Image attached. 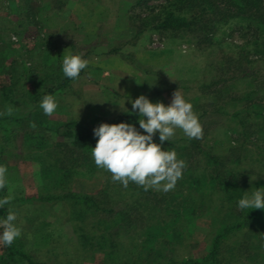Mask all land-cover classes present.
<instances>
[{"label": "rangeland", "instance_id": "obj_1", "mask_svg": "<svg viewBox=\"0 0 264 264\" xmlns=\"http://www.w3.org/2000/svg\"><path fill=\"white\" fill-rule=\"evenodd\" d=\"M165 2L0 0V86L10 82L12 72L17 106L23 109L17 115L23 116L27 111V90L44 91L36 104V124L55 130L73 120L96 143L94 127L102 120L124 114L116 104L123 105L125 101V106L131 108L128 100L144 94L152 102L162 101L167 105L179 89L192 103L203 128L201 139H189L177 129L171 141L164 143V148L175 150L178 159L186 165L174 189L145 191L133 182L125 188L111 179L115 189L108 188V191L113 194L114 209H123L126 217L120 223L122 226L111 228L116 231L111 238L112 247L107 242L104 248L85 244L80 235L104 231L99 221L106 218L104 214L74 219L71 197L42 198L46 195L45 181L36 159L41 155V160L48 161L54 155L45 143L62 141L58 134L62 130L46 132L48 142L36 140L31 147L18 137L5 156L7 194L12 196L9 208L17 214L15 223L21 229L18 239L22 246L43 264H164L170 258L190 259L189 264H264V210L259 211L263 216L237 228L249 210L238 209V200L246 191L251 193L264 187V162L261 161L264 150L253 144L261 140L255 138L260 135L252 136L258 126L250 124V136L240 142L246 147L237 150L240 158L228 157L231 146L239 144L234 139L242 127L232 116L242 105L238 97L255 87L247 85L248 80L243 81L236 74L254 72L251 82L256 83L264 75V62L261 59H255L252 64L245 61L250 46L240 45L249 38L246 40L238 30L232 31L233 24L230 28L228 23L222 24L225 32L216 31L206 40L197 37V23L194 30L156 29L159 9ZM212 18L211 14L208 19ZM68 54H81L89 61L88 68L75 81L66 78L61 70L63 56ZM223 83L229 86L218 93L217 88ZM48 94L54 95L58 102L57 111L51 117L45 116L39 107ZM257 94L259 97L253 102L260 99L264 104L260 98L264 97V87ZM217 103L223 105L221 110L215 108ZM251 104L245 107L247 112L254 109ZM78 107H81L79 114ZM6 109L0 102V111ZM8 127L14 128V124ZM32 127L24 123L17 128V133ZM156 142H159L158 136ZM208 154L226 158L217 159L216 164L225 175L229 173V178L237 176L246 183V189L245 183L240 184L243 194L233 189L223 191L209 181L201 190L190 185L187 171L190 168L189 172L201 174L203 179ZM108 176L109 172L96 166L92 172L84 169L70 174L62 188L47 184L53 193L69 190L94 195L106 186ZM154 196L162 200L161 205L166 202L169 209L175 208L176 198L182 201V197H187L189 200L180 202L177 209L182 211L195 202L197 211L192 220L186 217L171 221L177 229L183 226V234L173 244L168 236H158L154 242H159L155 244L158 248L161 243L160 251L144 248L147 240L144 231L154 222L155 212L151 207L155 201L144 203L152 202ZM186 221H189L187 225Z\"/></svg>", "mask_w": 264, "mask_h": 264}, {"label": "trees", "instance_id": "obj_2", "mask_svg": "<svg viewBox=\"0 0 264 264\" xmlns=\"http://www.w3.org/2000/svg\"><path fill=\"white\" fill-rule=\"evenodd\" d=\"M158 14L159 22L155 27L156 29H163L166 31H185V29L189 28V30H194L193 26L197 23V37L203 38L202 40L209 39L208 35L216 34V31L219 30L223 34L225 31L221 29L223 27L222 24L224 25L228 23L229 28L230 26H232L231 24H233L234 26L231 27L232 31L238 30L242 37L249 38V40H247L246 38L247 41H244L246 44L244 43L243 45H240V47L250 46L249 51L246 52L245 61L249 64H252L255 59H261V61L264 62V0H166L165 4L159 9ZM211 14L213 15V18L208 19ZM194 28H196V25L194 26ZM217 38L219 37L217 36ZM253 75L254 72L246 73V71H239V74H236V77H240V79H242L243 81L244 79H247V85H253L255 87L254 89H250L249 91H244V93L242 95L240 94L238 97V99L242 101V105L232 113V116L236 117L239 120V124H241L242 127L239 131H236V138L234 139L235 141L239 142V144L231 146L228 157L231 156L234 158H240L241 153L237 150L240 148L244 149L246 147L243 145V143L240 142L243 141L244 137L246 139L248 136H250V124L258 126L256 127L257 129L253 131L252 136H255V134L257 133V135L260 136L255 138L261 139L255 141V143L253 142V144L257 149L263 148L264 150V104L259 102L260 99L253 102L254 99L259 97V95L257 94L258 91L262 87H264V75L260 78L261 80H258L256 83L251 82V78L253 77ZM9 78L11 80L8 84H2L0 86V97H2L0 98V102L4 103L5 107L13 109V114L11 116L5 115L3 117H0V165L6 167L5 156L9 153L12 146H15L18 137L21 138L20 140L24 145L31 147L34 142L37 143L36 140H38V143L41 141L48 142L49 138L47 136L49 135L46 132L55 131V133H58L60 130H62L61 133H58L59 138L63 139L62 141H57L52 145H50L49 142L45 143L46 145H48L49 150L53 152H50V154L54 155H52L48 159V161L46 160V158L41 160L42 158L39 157L41 155L37 156L38 159H36L37 161H39L38 167L40 169V174L45 181L44 188L46 191V195H44L42 198L61 200L63 198L71 197L72 200H74V202H72L74 219L85 220L88 218V214L90 215L89 218H92V216L96 217L100 214H104L106 218H104V220H99L103 225L104 231L100 233H94V235H80L81 237H83L85 244L97 245L100 248H104L108 242L110 243L109 246L112 247L111 238L114 234L116 235V231H111V228L113 229L115 228V226L119 225L122 226L120 223L125 220L126 215L123 209H114L113 204L115 200L114 198H112L113 194L110 195L108 191V188H111L112 190L115 189L110 182L112 179L111 174L110 176H108V180L106 181L107 183H105L106 186L101 187V189H99L94 195L78 194L69 190L62 194L53 193L50 191V188L48 186V184L52 185L54 183L58 186H61L62 188L66 185V179L70 178V174L81 173L84 169H88L92 172L95 169L96 165L91 157V147H95L96 143L93 142L92 136L89 133L81 132L76 127L77 122L73 120L62 123L61 127H58L55 130L41 125H39V127L36 124L38 122H36L35 119V115H37L35 109L36 104L44 91L42 93H39L36 90H27L26 97L28 98V102L25 103L27 111H25L26 113H24L25 115L23 116L17 115L20 114V111H22L23 109L17 106L18 101L16 100L15 81H13L14 75H12V72H10ZM228 86L229 83L226 85H224V83L221 84L217 88L218 93H220L223 88ZM47 91L52 92V89L48 88ZM260 98L262 99V101H264V97ZM249 104H251L254 109L247 112L245 107H247ZM215 108L217 110H221L223 108V105L217 103ZM244 111L246 112L245 115ZM136 120V115L129 116L124 113L122 115H119L118 117L102 120L101 122L118 123L121 121H127L135 123ZM258 120L259 123L256 124ZM27 122L31 125L35 124V127H32L29 130H24L21 134H18L17 128L20 126L22 127L23 124ZM245 122L247 124H244ZM9 124H14V128H9ZM198 154L199 152L197 151V155ZM206 158L207 173L206 175H204L203 179L201 177V174L189 172L191 171L190 168L189 171H187V177L191 179L190 185H192L193 187L196 186L197 189L201 190L205 187L206 182L209 181L211 185L219 189L221 188V190L223 191L233 189V191H240V193L243 194L244 189H242L243 187H240V184L245 182H241L237 176L229 178V173L225 175L223 170L220 169L216 164L217 159L223 161L226 158L212 154H208ZM261 161L263 163L264 159L261 158ZM207 177L208 179H206ZM52 179L54 180L52 181ZM230 180L232 181L230 182ZM246 187L247 186L245 183V189ZM7 196L8 194L6 181L5 187L3 189H0V199ZM155 198L156 200H154ZM181 200L182 201L176 198L174 205L175 208L170 209L169 205L166 202L161 205L162 200H159L156 196H154V198L152 197V202L146 201L144 203L145 205L148 203H153V201H155L153 203L154 206L151 207V210L155 212V216L153 217L154 222L148 225L146 227V230L144 231V235L147 238V240H145L144 248H149V250L151 251H160L159 248L161 247V243L159 244L160 247L158 248L155 246V244L159 242L154 241L158 236H163V234L171 239L170 242L172 244L174 242V239H180V237L178 236H182L184 228L182 226L181 229H177L174 223L171 221L178 218L185 219L186 217H191L190 220H192V218L197 214L194 206L195 202L191 206L186 205L184 210L179 211L177 209V206L180 204V202H187L189 199L187 197H182ZM158 205L166 206L161 209V207H159ZM8 209L9 204L5 205L4 208H0V220L6 218ZM259 211L261 210L249 209L245 213L243 219L238 223L237 228L249 222L252 223L257 220L259 216H263L262 213H259ZM167 216H171L172 219H168ZM188 222L189 221H186L185 225H187ZM213 253L214 252H212V254ZM189 263H191L190 259L175 260L173 258H170L167 259L164 264ZM0 264L43 263L39 262L35 256L30 255L22 246L20 240L17 238L10 247L0 246ZM205 264L212 263L207 262Z\"/></svg>", "mask_w": 264, "mask_h": 264}, {"label": "clouds", "instance_id": "obj_3", "mask_svg": "<svg viewBox=\"0 0 264 264\" xmlns=\"http://www.w3.org/2000/svg\"><path fill=\"white\" fill-rule=\"evenodd\" d=\"M88 66L89 61L81 54H68L63 56L61 70L66 78L75 81ZM128 101L131 108L125 106V101L123 105H116L127 115H136V122H101L94 127L96 145L91 147V157L97 168L109 172L112 180L120 182L125 188L133 182L145 191L168 192L182 178L186 165L178 159L175 150L164 148V143L171 141L177 129L189 139H201L203 128L199 117L179 89L172 94L167 105L162 101L152 102L144 94ZM39 107L45 116L51 117L58 108L56 97L45 95ZM80 108H77L78 114ZM12 114V108L0 111V117ZM32 126L35 127V124ZM157 136L159 142H156ZM6 173L7 168L0 165V189L5 187ZM11 200V195L0 199V208L10 204ZM237 207L240 210H264V187L251 193L246 191L238 200ZM16 221V212L9 208L6 218L0 220V246L10 247L21 236Z\"/></svg>", "mask_w": 264, "mask_h": 264}]
</instances>
